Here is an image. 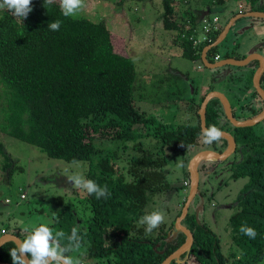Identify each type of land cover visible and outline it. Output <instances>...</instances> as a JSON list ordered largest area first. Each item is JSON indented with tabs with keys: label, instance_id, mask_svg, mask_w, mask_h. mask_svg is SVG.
Wrapping results in <instances>:
<instances>
[{
	"label": "trees",
	"instance_id": "16d2710c",
	"mask_svg": "<svg viewBox=\"0 0 264 264\" xmlns=\"http://www.w3.org/2000/svg\"><path fill=\"white\" fill-rule=\"evenodd\" d=\"M254 1L256 7L250 0L251 7L246 4L241 11L264 12V0ZM31 4L32 11L22 20L7 10L0 16V133L30 143L48 157L67 162L88 161L85 178L107 186L111 194L108 198L97 199L85 192L91 210L86 225L68 206H63L49 224L54 231H63L67 237L73 227H78L81 248L88 257L96 258V264H161L185 242L184 233H178L169 243L164 238L173 230L186 197L169 224L163 222L151 233L145 232L146 226L138 224V219L153 211V196L169 186L163 173L166 159L157 152H140L138 148L149 135L160 137V149L173 153H184L197 145L201 136V102L195 105L193 122L175 128L144 117L133 98L134 62L131 56L115 50L106 21L65 17L56 0L51 5H44V0H31ZM161 6L163 29L176 34L184 57L198 59L202 65L203 47H193L188 39L191 26L195 28L200 21L189 1L161 0ZM57 20L60 28L53 31L48 24ZM221 30L220 26L209 33L207 44L214 42ZM213 48L206 55L209 61H214L215 56H246L229 52L221 55ZM253 62L256 64H252L250 83L258 63ZM236 79L242 80V75ZM247 81L245 90L249 88ZM263 82L264 73L262 85ZM251 92L256 95L252 83ZM261 108L262 105L253 116ZM221 116L224 113L220 101L211 99L206 108V126L215 124L226 130ZM153 123L158 127L151 129ZM249 129L233 127L230 132L237 143L235 151L241 153V159L232 164L231 176L246 177L247 182L237 195L227 222L234 246L227 256L229 264H256L264 257V139ZM96 139L120 145L102 153ZM218 142L222 150L226 148L224 138ZM0 152L6 153L1 142ZM185 182L188 186V180ZM182 224L190 229L193 242L188 256L183 253L179 263L172 260L170 264H227L219 237L203 219L187 212ZM241 226L254 228L256 238L242 234ZM61 243L66 244L67 239ZM14 247L12 241L4 243L0 247V261L12 263L9 251Z\"/></svg>",
	"mask_w": 264,
	"mask_h": 264
},
{
	"label": "rangeland",
	"instance_id": "374dc122",
	"mask_svg": "<svg viewBox=\"0 0 264 264\" xmlns=\"http://www.w3.org/2000/svg\"><path fill=\"white\" fill-rule=\"evenodd\" d=\"M187 1L198 17L203 14L218 15L223 26L235 12L234 0L220 3L213 0ZM244 2L251 7L250 0ZM254 2L253 0L252 6L256 7ZM3 12H0V16ZM161 13V0L123 2L84 0V8L77 16L93 21L105 20L112 32L115 50L131 56L136 72L133 85L134 103L144 117L154 118L158 125L169 124L170 128L190 124L195 119V108L192 109L194 102H197L201 91L210 88L227 94L235 119L253 117L261 105L259 102V105L256 103L257 96L254 92L250 94L240 92L237 103L232 92H228V85L240 89L242 82L248 80L251 90L252 78L251 83L249 78L252 64L256 63L252 62L246 66L225 65L214 69L205 66L199 68L198 59L191 60L182 55L176 34L163 29ZM196 28L197 34H201V28L198 26ZM213 50L221 55L229 52L238 57L258 51L264 57V18L238 19L226 38ZM239 75H242V80L234 79ZM191 83L197 88L194 101L193 91L189 88ZM221 122L224 129L232 131V124L224 116H221ZM157 124L153 123L151 129L158 127ZM249 128L252 134L264 139V119ZM0 142L7 153L0 152V236L19 234L25 238V229L32 231L40 224L49 226L63 206H68L86 225L91 210L84 198L85 191L73 187L68 177L72 175L86 177L88 161L67 162L48 157L38 147L4 132L0 133ZM160 143V137L149 135L141 140L138 149L140 152H157L160 157L166 159L163 173L169 188L153 196L152 209L162 208L165 212L164 223L169 224L189 192V186H185L184 182L190 181L187 172L191 157L207 148L221 151L222 147L218 145L219 142L216 145L202 143L201 136L200 142L184 153L160 149ZM95 144L102 153L112 151L120 145L99 139L95 140ZM240 159L241 153L234 151L224 160L214 158L203 160L198 168L199 189L202 192L195 195L188 209L189 213L194 212L197 217L203 219L208 228L219 237L221 254L227 264L231 262L227 256L234 250L227 222L232 213V205L247 182L246 177L231 176L232 164ZM21 194H24L23 198ZM69 255L79 258L82 264H96V258L88 257L83 248ZM256 264H264V257Z\"/></svg>",
	"mask_w": 264,
	"mask_h": 264
},
{
	"label": "clouds",
	"instance_id": "9594fccd",
	"mask_svg": "<svg viewBox=\"0 0 264 264\" xmlns=\"http://www.w3.org/2000/svg\"><path fill=\"white\" fill-rule=\"evenodd\" d=\"M234 1L236 4L235 11H238L237 13H244L241 11L242 9H245L246 3L244 2V0H234ZM54 2L55 0H44V5L45 4L51 5ZM59 6L62 10L63 16L75 17L83 10L84 0H59ZM6 10L8 12H11L13 16L22 20L23 18H26L27 15L32 11L31 0H0V12ZM237 13L234 12V14H232L231 17ZM207 16H208L207 14H203L199 18V20ZM214 16L218 17L217 30H219L220 26L223 29L224 26L223 23H221L220 17L218 15H214ZM214 16H211V18ZM232 26L230 27L229 31L231 30ZM48 27L53 31H58L60 28V21L59 20L53 21L50 24H48ZM229 31L227 35L229 34ZM235 32L236 30L233 31V33ZM207 43L208 41L206 42V44H204L201 47L204 48L205 46L209 45ZM228 58H234V57H228ZM221 59L224 58H218L217 60L214 59V61H209L208 59L207 60L213 63V62H218ZM201 64L202 65H198L199 68L204 66L203 62ZM241 86L239 87L242 88L243 86L242 87ZM192 87L194 86L192 85ZM235 97L236 98H234V100L238 103L239 101L237 100L238 98H240V95H237ZM221 138H222V132L215 124L202 129L201 141L206 145H211L214 142H218ZM68 179L73 183V187L77 189H83L87 194L95 195L97 199L108 198L111 195L106 185L100 186L94 180L86 179L83 175H72L69 176ZM189 183L187 184L188 186ZM164 221H165V212L163 211L162 208H158L140 217L137 223L140 225H145L146 226L145 232L151 233L154 229L158 228ZM24 231L26 232L25 238L22 241L17 240L16 247L11 248L9 251L12 264H82L79 258L69 255V253L78 252L79 249L81 248L82 237L78 234L79 233L78 227H73L71 229V234L67 235V237H65V233L63 231H54V229H52L50 226L46 224H40L32 231H28L27 229H25ZM1 232L2 233L4 232L3 229L1 230ZM240 232L248 236L250 239H255L257 235V232L254 228L247 226H241ZM65 238L67 239V243L62 244L61 241Z\"/></svg>",
	"mask_w": 264,
	"mask_h": 264
},
{
	"label": "water",
	"instance_id": "95a60500",
	"mask_svg": "<svg viewBox=\"0 0 264 264\" xmlns=\"http://www.w3.org/2000/svg\"><path fill=\"white\" fill-rule=\"evenodd\" d=\"M243 17L264 18V12L252 10V11H247L244 13H237L234 16H232L226 22L225 26L223 27L222 31L218 34L215 41L205 46L202 49L201 60L205 67L211 68V69L218 68V67L225 66V65L246 66L251 61L257 60L258 65H257V68H255L253 75H252V84H253L255 91L262 99L263 109L257 115L251 118L244 119V120H238L234 118L232 106L226 94H224L222 91H219V90L209 91L205 95L198 109L201 132H202V129L206 128V124H205L206 108H207L208 102L212 98H217L220 101L224 116L235 128L249 127L264 119V89L260 86V83H259L261 75L264 72V57L258 52H251L250 54L240 59L224 58V59L219 60L218 62H213V63L209 62L206 58L207 51L210 50L212 47L217 46L220 42H222L224 38L226 37L230 27L234 24V22L237 19H240ZM190 88L191 90L193 89L192 86H190ZM221 132H222V138H224L227 141L226 149H224L223 151H215V150L207 148V149L197 152L189 160V163H188V173H189V179H190L189 192L186 196V199L181 209L180 215L177 216V218L175 219L173 230L169 232L167 236L164 238V241L166 243H169L177 236L178 233H184L186 236L185 242L181 246H179L176 250H174L172 253H170L161 262V264H170L172 260H176V262L179 263L181 261L179 260V257L183 253H186V256H188L189 254V251H190V248L193 242V236H192L190 229H188L186 226L182 224V220L187 215L191 201L193 200L196 194L200 193L199 172H198L199 165L203 160H206L209 158L224 160L227 157H229L236 149V141L232 133H230L227 130H221ZM17 240L22 241V239L16 234H3L0 236V247L8 241H12L16 245ZM0 264H12V263L0 261Z\"/></svg>",
	"mask_w": 264,
	"mask_h": 264
},
{
	"label": "built area",
	"instance_id": "2783aa9c",
	"mask_svg": "<svg viewBox=\"0 0 264 264\" xmlns=\"http://www.w3.org/2000/svg\"><path fill=\"white\" fill-rule=\"evenodd\" d=\"M241 7V6H240ZM201 28V34H197V28L192 27V32L189 35L188 39L191 40L193 47L199 48L206 44L209 41V33L218 29V17L214 16L212 18L203 17L197 24ZM215 60L218 59V56H215ZM186 184V182H185Z\"/></svg>",
	"mask_w": 264,
	"mask_h": 264
},
{
	"label": "flooded vegetation",
	"instance_id": "af4514ba",
	"mask_svg": "<svg viewBox=\"0 0 264 264\" xmlns=\"http://www.w3.org/2000/svg\"><path fill=\"white\" fill-rule=\"evenodd\" d=\"M253 52H258V51H253ZM258 64V63H257ZM257 66V65H256ZM254 72V71H253ZM253 74V73H252ZM262 77V76H261ZM186 80H187V77L185 78ZM259 83H260V86L264 89V85H262V83H261V78H260V80H259ZM190 86H192V83L189 85V88H190ZM191 89V88H190ZM254 89V88H253ZM255 90V89H254ZM192 94H193V97H192V100L194 101L195 100V97H194V95H195V92L197 93V88H195V89H192ZM209 91H212V90H205V91H201L202 93L198 96V101L199 102H202V100L204 99V97H205V95L209 92ZM225 93V92H224ZM250 94L251 93V90L249 89V92H248V90L247 91H245L244 92V94ZM255 93H256V96H257V101H256V103L257 104H259V103H261V105L263 106V102H262V99H261V97L257 94V92L255 91ZM226 94V93H225ZM227 95V94H226ZM201 97H203V99L201 100ZM213 99V98H212ZM259 102V103H258ZM263 109V107L261 108V110ZM260 110V111H261ZM259 111V112H260ZM258 112V113H259Z\"/></svg>",
	"mask_w": 264,
	"mask_h": 264
},
{
	"label": "crops",
	"instance_id": "0c3cea01",
	"mask_svg": "<svg viewBox=\"0 0 264 264\" xmlns=\"http://www.w3.org/2000/svg\"><path fill=\"white\" fill-rule=\"evenodd\" d=\"M234 10H236V8L234 7ZM237 80V79H236ZM245 81H243L242 82V88H243V91H242V88H240V89H237V88H231L229 85H228V89H229V91L228 92H232V94H233V96H234V98H236L235 96H237V95H239L240 94V92H245L246 90L244 89V85H245ZM231 88V89H230ZM248 90V92H249V88L247 89ZM238 101V100H237ZM198 99H197V102H194V105L192 106V109H194L195 108V105H197L198 104ZM201 104V103H200ZM259 105V104H258ZM6 233V232H5Z\"/></svg>",
	"mask_w": 264,
	"mask_h": 264
},
{
	"label": "bare ground",
	"instance_id": "6f19581e",
	"mask_svg": "<svg viewBox=\"0 0 264 264\" xmlns=\"http://www.w3.org/2000/svg\"><path fill=\"white\" fill-rule=\"evenodd\" d=\"M205 124H206V119H205ZM207 127V126H206Z\"/></svg>",
	"mask_w": 264,
	"mask_h": 264
}]
</instances>
